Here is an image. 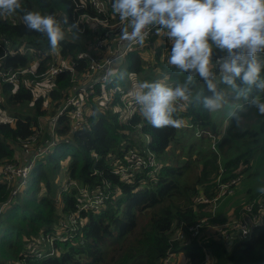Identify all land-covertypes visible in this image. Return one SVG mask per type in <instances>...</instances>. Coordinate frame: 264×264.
Masks as SVG:
<instances>
[{
  "label": "trees",
  "instance_id": "obj_1",
  "mask_svg": "<svg viewBox=\"0 0 264 264\" xmlns=\"http://www.w3.org/2000/svg\"><path fill=\"white\" fill-rule=\"evenodd\" d=\"M79 3L80 0H22L24 9L51 14L62 21L66 39L60 43L59 54L65 61H75L76 54L84 49L71 36L88 34L87 28L82 30L76 22L78 16L85 12L95 15L88 4L77 8ZM63 13L67 23H63ZM22 17V12L0 17V39L7 42H0V68L19 69L33 62L29 55L10 51L21 47L50 49L47 38L29 31ZM152 36L124 58L125 79L115 78L129 96L134 85L142 81L161 80L171 86L187 81L188 73L167 64L171 45L164 42L166 38L156 31ZM154 36L157 40L153 45ZM223 55L214 50V59ZM44 64L40 62L37 72L44 69ZM85 66V61H78L75 71L81 72ZM214 71L218 90L243 112L235 116L242 121L239 130H228L229 138H222L213 148L203 143L207 139L210 142L206 132L214 131L217 115L196 100L198 94L211 95L198 75L189 85L193 102L182 104L176 113L175 118L182 119L183 126L161 129L151 126L138 112L127 116L118 99L104 110L94 102L93 95L85 99L91 111L80 128H73V117L67 111L53 121L74 90L70 72L56 76L43 96L35 94L34 84L2 83L0 110L9 118L0 119V164L22 163L27 154L37 156L33 158L30 184L14 197L10 198L11 185L0 181V264H162L169 255L178 253L187 258V264H264V220H257L264 195L251 187L254 183L249 178L243 179V173L251 167L247 155L255 147L248 141L264 133V115L251 100L264 96V91L254 86L247 100L236 99V90L220 82L219 68ZM236 84L244 88L240 78ZM44 103L49 109L43 107ZM234 109L235 106L226 114ZM24 112L27 115L20 117ZM47 115L55 123L52 133L40 127L41 118ZM189 127L188 137L196 133L198 146L185 147L179 141ZM233 127L234 123L228 128ZM31 136L35 140L27 142ZM51 140L55 144L48 147ZM177 146H181L184 156L175 154ZM216 149L222 157L227 153L221 163ZM135 161L138 165L132 170ZM121 170L129 174L127 178ZM57 174L62 180L57 179ZM257 177L255 184L264 180V166ZM220 182L233 189L226 204L224 196L212 211L213 206L200 202L198 197H214ZM87 202L89 205L83 206ZM220 210L233 213L227 232L235 221L244 222L247 229L200 244L202 219L208 217L211 223L216 212L213 222H222ZM55 223L61 226L59 234ZM60 236L66 240L61 241ZM49 237L50 243L46 240Z\"/></svg>",
  "mask_w": 264,
  "mask_h": 264
},
{
  "label": "clouds",
  "instance_id": "obj_2",
  "mask_svg": "<svg viewBox=\"0 0 264 264\" xmlns=\"http://www.w3.org/2000/svg\"><path fill=\"white\" fill-rule=\"evenodd\" d=\"M112 10L127 21L121 29L122 40L143 47L153 29L157 35L163 31L171 45L167 64L188 73L184 84L171 86L161 80L142 81L130 93L140 115L154 128L183 126V120L175 118L176 113L182 104L193 102L189 85L197 75L211 95L198 94L196 100L209 113L223 109L227 100L217 88L214 71L217 67L220 82L236 90V99L247 100L254 86L264 91V78H261L264 61L258 55L264 53V0H112ZM17 12L23 13L25 27L43 34L51 51L58 54L60 43L66 39L62 21L51 14L24 9L22 0H0V17ZM214 49L224 55L214 59ZM126 75L121 72L118 79L123 80ZM237 78L244 88H238ZM251 103L264 115V102L260 98H253ZM49 132H53L52 126ZM54 144L50 141L48 147ZM32 165L33 162L27 167L29 171L23 180L11 184L16 193L11 191L10 198L22 190L18 189L21 182L27 183ZM257 191L264 195V186Z\"/></svg>",
  "mask_w": 264,
  "mask_h": 264
},
{
  "label": "built area",
  "instance_id": "obj_3",
  "mask_svg": "<svg viewBox=\"0 0 264 264\" xmlns=\"http://www.w3.org/2000/svg\"><path fill=\"white\" fill-rule=\"evenodd\" d=\"M88 4L95 11V15L89 13H82L78 16L76 22L81 25L82 30L87 28L88 33H92L93 40L84 46V49L76 54L75 61H65L64 57L59 53H54L51 49L44 50L41 48L21 47L16 51H10L12 54L20 53L29 55L33 62L19 69H3L0 68V83H7L12 86H17L23 82L28 85L35 84L37 80H44L52 82L59 74L63 72H70L73 76L74 90L65 99V102L61 109L58 111L57 116L53 121L61 116L66 111L73 117L72 126L74 129L80 128L86 123V118L91 111V105L86 103V100L90 95H93L94 102L100 106V108L107 110L112 103L118 99L122 105V110L127 116H131L134 112L139 113V108L135 104L132 96H129L125 90L117 85L113 75L116 66H118L124 58L132 50L138 49L141 46L136 44H130L127 41L121 39V29L127 24V21L121 20L119 15L112 10V0H80L77 4V8H85ZM156 30L153 29L146 41L154 34ZM162 35L166 38L165 33L161 31ZM0 42L6 44V40L1 38ZM170 45L167 40L164 41ZM163 42V43H164ZM170 53H167L168 56ZM260 59L264 58V53L258 54ZM117 59H120V63H115ZM45 62L43 70L37 72L40 62ZM78 61H85L86 66L81 72H76L75 68ZM55 123L52 124V130ZM35 136H31L28 140L33 142ZM52 141V140H51ZM53 143V142H51ZM131 160H134L132 156ZM129 163V162H128ZM9 162L0 164V181L13 183L20 182L25 178L29 169L24 166H17L10 164ZM131 165V164H130ZM135 166L131 165V168H135L138 162L135 161ZM124 179L127 178L126 171L121 170ZM13 183H9L10 185ZM232 187L229 184L219 183L217 185V192L214 197L207 199L205 197H198V200L203 203L211 204L210 207L213 211L215 205L219 199L229 195L232 191ZM16 190L12 191L15 194ZM92 202V200H91ZM96 203V200H93ZM99 202V200H97ZM219 203V202H218ZM217 203V205H218ZM89 205V204H88ZM71 219V218H70ZM258 221L264 220V205H260L258 208ZM255 222V221H254ZM67 226V224L65 225ZM232 230L245 231L246 224L241 221H235L231 226ZM192 229H195L192 228ZM224 238L227 237V232L223 233Z\"/></svg>",
  "mask_w": 264,
  "mask_h": 264
},
{
  "label": "rangeland",
  "instance_id": "obj_4",
  "mask_svg": "<svg viewBox=\"0 0 264 264\" xmlns=\"http://www.w3.org/2000/svg\"><path fill=\"white\" fill-rule=\"evenodd\" d=\"M63 19L64 20L67 19L66 13H63ZM68 30L71 31L70 28H68ZM71 36L73 38L79 40L83 44V46H86L88 43H90L93 40L92 33H88L87 35H85V37L79 33L78 34L72 33ZM152 37L153 36H151L150 38H152ZM156 37L157 36H154L155 39L152 43L156 44V42H155L157 40ZM158 39L160 40L159 36H158ZM126 64H127V61H126V59H124L118 66H116L115 73H117V75H116L117 77H118L119 73L125 71L124 68L126 67ZM1 85H2V83H0V86ZM128 85L132 86L133 83L129 82ZM121 87L123 88V86H121ZM50 88H51L50 83L47 81H44V80H37V82L33 85V90H34L35 94H37L38 96H40V94H41V96L45 95V93L47 94V92L50 90ZM260 100H262V102H264V96H262L260 98ZM0 102H3L2 98H1ZM45 106L47 109H49L48 104L44 103L43 107H45ZM233 106H235V109L232 112H230L229 114H226L230 110L233 109ZM227 107H230V109L227 110L226 112H224L222 109V111L220 110V111L214 113V116L217 115L215 118V125L213 126L214 131L206 132L208 134V136L210 137V142L207 139L206 143H203V144H205L204 146H207V144L208 145L210 144L211 148H213V145L216 147V145L220 142V140L222 138H224V137L229 138L228 130L231 132H235V131L239 130L242 121L240 120L239 117L234 118L233 114H235V116L242 114V112H243L242 109L237 107L236 102L235 103L234 102H230V103L227 102V104L225 105L224 108H227ZM10 111L13 112L12 109H10ZM26 115H27V113H25V112L22 114H19L20 117L21 116L24 117ZM49 116L50 115L42 117L40 120V123H41L40 127L43 131L46 130L47 124L49 126H52V124H53L52 118H50ZM248 117L252 119V115H249ZM6 118H9L8 114L3 112L2 110H0V119L5 120ZM237 119L239 120V124H237ZM233 123H234V127L232 129H229L228 127L230 125H233ZM185 126H187V125H185ZM190 132H191V127L183 130L181 140H179L180 143L184 144L185 147L189 144H195L196 146H198L200 144V142L197 141V138H198L197 134L195 133L194 136H193V134H191V136H193L191 138V137H188ZM250 143H252V146H251L252 148L254 146L255 147L253 149H251L250 154L247 155V158L250 161L249 164L251 165V167L248 168L246 170V172L243 173V177H244L243 179L249 178L251 180L250 183H254L251 187L252 188H258L260 186H264V180H260V181H258V184H255L256 180L258 179L257 175H258L261 167L264 166V133L258 134L254 138L250 139L248 141V144H250ZM176 149L177 150H176L175 154L177 156H184L185 155V154H181V146H177ZM214 152H215V154L217 153V156L219 157L218 159H220V163L222 162V158H224L227 155V153H226V155L222 157L221 152L217 149ZM220 155H221V158H220ZM32 159L33 158L30 157V154H27L24 162H22V163L12 162L10 164L14 165L15 167L21 165V166H24L25 168H27L28 166H30L32 164V162H33ZM10 164H8V165H10ZM244 167H245V165H242L241 169H243ZM56 176H57L58 180H62V178L58 174ZM30 182H31V175L28 177L27 183H25V182L20 183V185L18 186V189L19 190L23 189V187H25L26 185H29ZM7 183H13V182L8 181ZM27 190H29V189L27 188ZM240 193H242V192H240ZM58 194H59V192H57L56 195H58ZM237 195H238V193L231 196L230 199L231 200L235 199L237 197ZM50 197H52V196H50ZM228 198H229V196L224 198L225 204H226V201L228 200ZM88 200L91 201L92 199L89 197ZM88 204H89V202L84 203L83 206L88 205ZM220 213H222L221 217H224L222 219V222H219V221L213 222L215 219H217L216 212H215V217H214L215 219L211 223H209L210 218H208V217H206L205 219H202L201 224H203V225L201 227H203V228H201V230H200V234H201V239L199 241L200 244H207L211 240H217L220 238V236H223L224 232L228 231V223L232 222L234 220V218L231 217L233 215V213L230 212V213L226 214V212L224 213V210H220ZM60 227L61 226L59 223H55L54 228L56 229V234H59ZM231 231L235 232L237 230H231ZM231 231H229L227 233H230ZM60 238H61V236H60ZM46 240L49 243L51 241L50 237L46 238ZM61 240H64V239L62 238ZM203 250L206 253V248H203ZM36 256L38 257V256H40V254L37 253ZM111 264H116V263H111ZM162 264H187V258H185L182 253H178L174 256L169 255V257L167 259H165Z\"/></svg>",
  "mask_w": 264,
  "mask_h": 264
},
{
  "label": "crops",
  "instance_id": "obj_5",
  "mask_svg": "<svg viewBox=\"0 0 264 264\" xmlns=\"http://www.w3.org/2000/svg\"><path fill=\"white\" fill-rule=\"evenodd\" d=\"M153 44V43H152ZM154 45V44H153ZM50 130V127L49 125L47 124V127H46V130L45 131H49Z\"/></svg>",
  "mask_w": 264,
  "mask_h": 264
},
{
  "label": "water",
  "instance_id": "obj_6",
  "mask_svg": "<svg viewBox=\"0 0 264 264\" xmlns=\"http://www.w3.org/2000/svg\"><path fill=\"white\" fill-rule=\"evenodd\" d=\"M115 63H120V59H117V60L115 61Z\"/></svg>",
  "mask_w": 264,
  "mask_h": 264
}]
</instances>
